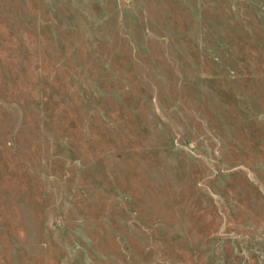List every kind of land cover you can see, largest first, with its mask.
Masks as SVG:
<instances>
[{
	"label": "rangeland",
	"instance_id": "1",
	"mask_svg": "<svg viewBox=\"0 0 264 264\" xmlns=\"http://www.w3.org/2000/svg\"><path fill=\"white\" fill-rule=\"evenodd\" d=\"M0 264H264V0H0Z\"/></svg>",
	"mask_w": 264,
	"mask_h": 264
}]
</instances>
